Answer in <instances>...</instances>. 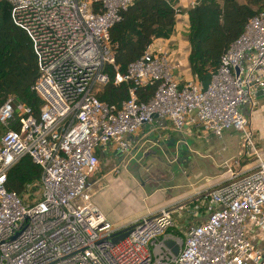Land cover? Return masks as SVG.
Here are the masks:
<instances>
[{"label":"built area","instance_id":"obj_1","mask_svg":"<svg viewBox=\"0 0 264 264\" xmlns=\"http://www.w3.org/2000/svg\"><path fill=\"white\" fill-rule=\"evenodd\" d=\"M6 1L34 52L31 88L42 103L36 115L13 106L12 95L0 104V125L17 114V128L0 132V264H264V158L250 126L255 91L264 92V10L248 18L205 86L196 77L179 83L166 52L145 50L124 74L115 72L114 83L128 82L116 107L95 93L108 79L105 66H114L108 28L131 0ZM154 81L149 99H139L136 87ZM154 115L175 131L186 124L215 136L236 131L249 165L227 166L179 222L161 205L133 218L128 234L112 242L122 226L94 204L88 178L100 147L126 153L127 135ZM23 154L40 167L30 197L4 186Z\"/></svg>","mask_w":264,"mask_h":264},{"label":"trees","instance_id":"obj_2","mask_svg":"<svg viewBox=\"0 0 264 264\" xmlns=\"http://www.w3.org/2000/svg\"><path fill=\"white\" fill-rule=\"evenodd\" d=\"M9 8L6 0H0V104L12 95L14 106L17 102L23 103L36 115L42 98L31 88L38 73L35 55L26 33L11 21ZM177 9L180 11L167 0H131L119 10V19L108 28L114 66H105L108 79L95 93L100 100L118 107L128 96V82L114 83L115 72L124 74L128 64L142 55L152 38L167 37L172 32ZM261 10H264V0H196L186 9V61L190 74L202 86L209 82L220 55L240 34L248 18ZM155 85V81L138 85L137 97L149 99ZM1 127V131L16 129L17 114ZM39 177L40 167L23 154L8 167L4 186L30 197L38 188Z\"/></svg>","mask_w":264,"mask_h":264},{"label":"crops","instance_id":"obj_3","mask_svg":"<svg viewBox=\"0 0 264 264\" xmlns=\"http://www.w3.org/2000/svg\"><path fill=\"white\" fill-rule=\"evenodd\" d=\"M174 7L180 8V11L176 13L175 20L172 25V32L167 37H154L151 39L149 44L146 47V51H163L166 52L169 57L175 62L176 66L173 70V74L176 80L179 83H182L189 77H193L188 68L186 61V54L188 48V42L186 39V33L188 29L187 22V13L186 9L190 5V0H167ZM256 104L254 107L255 118L258 113L261 112L262 118L260 123V132L258 127L254 126V134L256 137V143L259 147L260 155L264 158V92L255 94ZM181 135L192 148V153L187 155L184 161H189V170L186 172L184 170L183 163H180L179 158L184 156L183 150L186 148L185 144H178L177 137ZM258 137V138H257ZM128 141L130 143L129 152L134 154L139 152L147 154L146 151H143L144 148H150L154 152L147 154L148 158H151L154 161V167L158 170L159 174L165 175L167 179L172 183L170 186L172 189L168 193H160L156 198H163L164 200L158 203V206L168 205L176 199L183 197L189 198L198 193L205 191L208 188L216 185L213 184L211 187L205 178L211 177V174H199V170H195L198 165L194 158L204 164L206 162L212 163L216 166L217 170H220L219 167L228 156L232 154L241 155L243 152L241 140L239 134L233 130H224L220 136H215L209 131L202 129L200 126L196 125H184L180 131H175L171 122L166 117L154 116L151 120L142 123L134 132L127 135ZM148 149V150H150ZM116 155L115 152L110 146L100 147L98 149L99 155ZM216 157V158H215ZM204 158H207V161H203ZM252 162V161H250ZM249 163V162H248ZM247 163V164H248ZM246 165V164H244ZM172 169H180V172L175 173ZM180 177V179H177ZM205 182H204V180ZM183 181H196L201 183L200 185L194 187H179L175 185V182ZM205 183V184H203ZM125 182H123L122 192L125 188ZM179 187V188H178ZM94 194V193H93ZM122 195V194H121ZM202 197V196H200ZM200 197L196 199H200ZM185 198V199H186ZM194 199V200H196ZM93 201V200H92ZM200 201V200H199ZM94 202V201H93ZM95 203V202H94ZM96 204V203H95ZM152 204V203H151ZM99 209L106 215V217L113 223L114 226H123L129 223L133 218L128 221L120 222L117 219L111 217L110 213L103 208ZM153 205L149 207V211H153L158 206ZM157 206V207H156ZM169 206V209H172ZM190 207V205H188ZM155 207V208H154ZM154 208V209H153ZM173 212L176 211V208L172 209Z\"/></svg>","mask_w":264,"mask_h":264},{"label":"rangeland","instance_id":"obj_4","mask_svg":"<svg viewBox=\"0 0 264 264\" xmlns=\"http://www.w3.org/2000/svg\"><path fill=\"white\" fill-rule=\"evenodd\" d=\"M254 111L253 108L250 113V126L252 129L254 126L258 127V131L260 132L259 125L261 123L262 115L261 112H259L255 118ZM2 129L3 127L0 125V131ZM177 139L178 144H185L186 146L182 152L184 156L180 157L179 160L180 163L184 162V170L187 172L190 168L189 161H184L182 158L186 159L185 157L191 154L193 150L191 145L182 138L181 135H179ZM254 143L259 151L256 137ZM148 149L144 148L143 151H148L147 154L154 152L153 150ZM140 151L134 154H131L128 150L123 154H107L106 156L99 155L96 170L88 178L92 192L94 193L92 194V200L98 204L100 208L107 210L112 218L117 219L120 222L128 221L135 216L138 217L146 213L149 210V207L157 205L164 200L163 198H156V195L158 196L160 193H168V191L172 189L170 187L172 183L165 175L162 176V174L158 173V170L154 167V161L151 158H148L147 154H141ZM194 161L197 164L200 163L198 167L195 168V170H199V174H211L214 172L211 177L205 178L206 180L208 179L207 182L203 179L205 183H208V181L209 183L212 182V184H209L210 187L220 179H223L227 166L236 168L238 166L246 167L249 165V160L238 154L228 156V158L224 160V163L219 167L220 170L217 172L216 166L212 163L206 162L201 164V162L195 158ZM203 161H207V158H204ZM172 171L178 173L180 172V169H172ZM177 179H180V177H177ZM123 182H125V188L122 192ZM200 184L201 183L196 181H183L182 183L175 182V185L179 187L195 188ZM23 196H25V194H23ZM185 198L186 197L176 199L166 206L169 207L175 205ZM188 204L189 203L177 207L176 211L172 213L176 222H179L183 216H186V212L189 208ZM251 232H254V229H252ZM261 245H264V241L261 242Z\"/></svg>","mask_w":264,"mask_h":264},{"label":"water","instance_id":"obj_5","mask_svg":"<svg viewBox=\"0 0 264 264\" xmlns=\"http://www.w3.org/2000/svg\"><path fill=\"white\" fill-rule=\"evenodd\" d=\"M262 90L261 89H257L255 91V94H258V93H261ZM155 116V115H154ZM213 189V187L211 188H208L206 189L205 191L201 192V193H198L197 195H194L192 197H189V198H186V199H183L181 201H179L178 203H176L173 207H171L172 209L174 208H177V207H180V206H183L191 201H193L194 199L200 197V196H204L206 195L209 191H211ZM132 228V223L130 224H126L125 226H122L120 228H118L117 230H115L113 232V235L111 236L110 240L112 242H116L118 241L119 239L123 238L124 236H126L128 234V232L131 230ZM173 251L175 252L176 251V248L173 247Z\"/></svg>","mask_w":264,"mask_h":264}]
</instances>
